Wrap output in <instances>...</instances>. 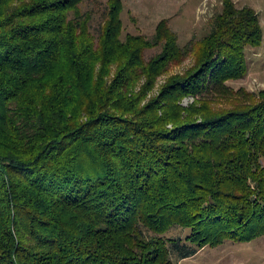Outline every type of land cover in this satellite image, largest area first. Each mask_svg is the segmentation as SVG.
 <instances>
[{
    "label": "trees",
    "instance_id": "obj_1",
    "mask_svg": "<svg viewBox=\"0 0 264 264\" xmlns=\"http://www.w3.org/2000/svg\"><path fill=\"white\" fill-rule=\"evenodd\" d=\"M88 1L0 0V264H176L264 235V91L225 85L261 43L255 11L223 0L181 47L166 20L122 36L119 0L94 31Z\"/></svg>",
    "mask_w": 264,
    "mask_h": 264
},
{
    "label": "rangeland",
    "instance_id": "obj_2",
    "mask_svg": "<svg viewBox=\"0 0 264 264\" xmlns=\"http://www.w3.org/2000/svg\"><path fill=\"white\" fill-rule=\"evenodd\" d=\"M122 6V36L141 35L150 38L157 24L166 20L175 33L178 43L184 47L191 40L201 39L209 31V22L222 11L223 0H119ZM238 7L251 8L258 15L262 40L259 46L248 47L246 58L248 73L243 79L228 81V98L235 97L238 90L244 96L264 91V0H232ZM94 2L100 4H94ZM108 0H91L83 4L82 11L92 10L91 29L99 31L102 12ZM92 30V31H93ZM93 31V32H94ZM159 49L145 51L144 60H149ZM194 55H186L180 62L170 65L166 73L157 77L149 90L147 99L158 94L166 79L176 73H184L195 66ZM114 73V72H113ZM113 75V74H112ZM143 78L135 88L138 91L145 83ZM229 94V93H228ZM227 98V97H226ZM234 99V98H233ZM250 97H241L238 105L245 104ZM146 102V101H145ZM193 102V98L182 99V106ZM223 102V101H222ZM216 108L237 106L233 101L215 103ZM184 236L187 231H181ZM178 233V232H177ZM176 264H264V235L248 242L226 241L221 245L201 249L195 256L177 261Z\"/></svg>",
    "mask_w": 264,
    "mask_h": 264
},
{
    "label": "crops",
    "instance_id": "obj_3",
    "mask_svg": "<svg viewBox=\"0 0 264 264\" xmlns=\"http://www.w3.org/2000/svg\"><path fill=\"white\" fill-rule=\"evenodd\" d=\"M203 250V249H202ZM201 251V250H200Z\"/></svg>",
    "mask_w": 264,
    "mask_h": 264
}]
</instances>
